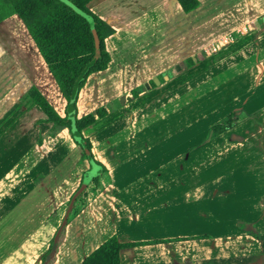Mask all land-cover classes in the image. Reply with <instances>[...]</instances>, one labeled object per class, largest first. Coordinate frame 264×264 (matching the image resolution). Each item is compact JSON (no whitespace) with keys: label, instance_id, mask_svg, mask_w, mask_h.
<instances>
[{"label":"crops","instance_id":"crops-1","mask_svg":"<svg viewBox=\"0 0 264 264\" xmlns=\"http://www.w3.org/2000/svg\"><path fill=\"white\" fill-rule=\"evenodd\" d=\"M197 1L86 2L113 28L74 102L105 110L81 130L99 165L24 103L33 85L72 114L18 17L0 20V264H42L48 245L46 264H81L109 235L138 242L119 264H264V0Z\"/></svg>","mask_w":264,"mask_h":264},{"label":"trees","instance_id":"trees-1","mask_svg":"<svg viewBox=\"0 0 264 264\" xmlns=\"http://www.w3.org/2000/svg\"><path fill=\"white\" fill-rule=\"evenodd\" d=\"M70 1L92 17L95 34L86 19L61 0H0V20L10 14L18 17L59 94L71 106L72 114L70 117L65 112L58 115L33 85L24 90L21 96L24 103L36 105L44 115L43 120L50 121L54 128L65 127L71 140L80 148L81 157L99 165L92 158L90 143L87 137L82 136L81 130L94 121V116H101L105 110L97 107L93 112L75 116L74 102L85 77L106 67L109 56L103 39L113 32V28L88 9V0ZM176 1L183 12L198 5L197 0ZM232 116L233 113H228L222 121L212 123L209 132L216 133L230 127L234 123ZM137 243L120 242L114 235H109L87 252L81 264H119V250ZM48 246L41 257L44 261L42 264L52 258L49 252L51 245Z\"/></svg>","mask_w":264,"mask_h":264},{"label":"rangeland","instance_id":"rangeland-1","mask_svg":"<svg viewBox=\"0 0 264 264\" xmlns=\"http://www.w3.org/2000/svg\"><path fill=\"white\" fill-rule=\"evenodd\" d=\"M203 19H204V16L203 15H200V16H198L197 17V20H198V29L196 30V34H197V43L199 44V43H204V41H205V34H204V31H203V23H200V21H202L203 22ZM187 37H188V35H187V33H184V32H181L180 33V41H181V43H184V41H186L187 40ZM196 51H202V48H200V47H197L196 49H195ZM188 50L187 49H185V46H182V49H181V52H184V54L187 52ZM199 53V52H198ZM135 74V73H134ZM164 74H161V76H163ZM133 76H135V75H133ZM147 85L143 82L142 83V85H140V87H146ZM117 101H118V97H117ZM102 107V106H101ZM102 122H103V120H102ZM204 122H206L207 123V125H204V131H203V136L205 137V136H208L209 135V127H210V125L212 124V123H214V121L213 122H211V121H204ZM211 122V123H210ZM95 125H97V124H91V125H89V127L87 128V129H92V127H94ZM97 168H98V166H96V165H91L90 166V168H89V170H85V171H83V173H82V182H85L89 177H91V176H93L96 172H97ZM235 179V178H234ZM231 192H233V191H231ZM235 201V200H234ZM77 205H79V203L77 204ZM58 217V216H57ZM234 234V233H233ZM203 235H205V234H203Z\"/></svg>","mask_w":264,"mask_h":264},{"label":"water","instance_id":"water-1","mask_svg":"<svg viewBox=\"0 0 264 264\" xmlns=\"http://www.w3.org/2000/svg\"><path fill=\"white\" fill-rule=\"evenodd\" d=\"M61 1L64 2L66 5H68L70 8H72L76 13H78L79 15L84 17L86 19L88 25H89L90 30L92 31L93 34H95L94 30H93V25H92V17L88 13L82 11L80 8H78L76 5H74L70 0H61ZM152 81L154 83H158V79L156 77H152ZM129 96H130V93H124V94H122L121 96L118 97V101L120 103H122Z\"/></svg>","mask_w":264,"mask_h":264}]
</instances>
